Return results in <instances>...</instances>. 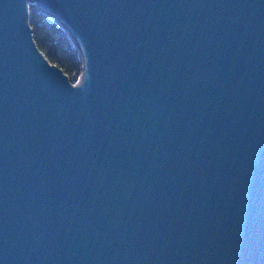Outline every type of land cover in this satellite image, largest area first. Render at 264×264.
<instances>
[{
  "label": "water",
  "instance_id": "obj_1",
  "mask_svg": "<svg viewBox=\"0 0 264 264\" xmlns=\"http://www.w3.org/2000/svg\"><path fill=\"white\" fill-rule=\"evenodd\" d=\"M0 264H264V0H0Z\"/></svg>",
  "mask_w": 264,
  "mask_h": 264
},
{
  "label": "trees",
  "instance_id": "obj_2",
  "mask_svg": "<svg viewBox=\"0 0 264 264\" xmlns=\"http://www.w3.org/2000/svg\"><path fill=\"white\" fill-rule=\"evenodd\" d=\"M29 22L38 48L59 66L72 82L80 79L83 61L70 32L36 3L29 4Z\"/></svg>",
  "mask_w": 264,
  "mask_h": 264
},
{
  "label": "bare ground",
  "instance_id": "obj_3",
  "mask_svg": "<svg viewBox=\"0 0 264 264\" xmlns=\"http://www.w3.org/2000/svg\"><path fill=\"white\" fill-rule=\"evenodd\" d=\"M82 52V51H81ZM82 54H83V52H82Z\"/></svg>",
  "mask_w": 264,
  "mask_h": 264
}]
</instances>
